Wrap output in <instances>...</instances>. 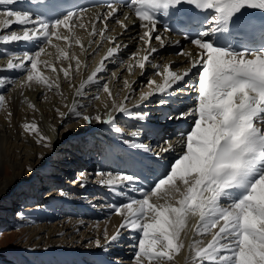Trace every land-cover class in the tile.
Returning a JSON list of instances; mask_svg holds the SVG:
<instances>
[{"label": "snow or ice", "instance_id": "6c2138e0", "mask_svg": "<svg viewBox=\"0 0 264 264\" xmlns=\"http://www.w3.org/2000/svg\"><path fill=\"white\" fill-rule=\"evenodd\" d=\"M14 2L0 0V5ZM59 5L60 0H46L50 10L54 11ZM123 6L134 11L135 25L144 30L138 34V40L144 45V55L136 52L129 57L127 71L130 74L138 67L144 75L153 54L169 43L165 34L170 31H184L185 39L195 46L193 51H186L181 41H175L179 48L176 54L186 57L189 66L182 71H172L171 65H163V71L156 72L162 82L148 79L149 91H141L133 107L127 102L135 92V81L124 79L123 86L128 94L120 101L113 98L107 82L102 84L103 92L111 101L104 104L102 114L79 111L75 100L69 114L86 125H111L119 133L121 128L115 127L118 115L147 121L149 113L139 110L142 102L153 95L171 98L174 86L185 83L194 69L198 81L191 86L196 91L192 106L178 107L165 116L169 121H190L187 128L174 129L171 133L156 128L148 130L156 139L158 151L142 142L125 139L123 143L139 153L127 161L135 170L115 175L102 170L95 172L97 182L113 192L123 186L141 193L140 198L129 197L127 202L107 205L111 213L122 217V221L111 236L105 226V243L102 244L98 236L95 246L104 248L119 239L122 229L131 230L138 233L137 243L133 245L134 264H172L175 255L185 246L182 233L189 219L195 216L198 217L195 236H210L211 239L206 242L192 240L189 250L193 253V264H264V42L242 46L221 42L239 33L249 37L258 34L264 41V0H127ZM106 9L91 18L89 35L93 38L98 35L101 44L111 41L114 46L107 49L98 66L76 88L78 98H83L85 86L96 82L98 74L106 70V62L113 60L122 47H127L116 43L118 36L106 35L108 22L113 20L128 30L127 16L125 21L118 19L123 13L112 0ZM85 11L84 8L67 11L55 19L38 14L33 19L29 12L9 9L4 13L9 19L0 23L11 26V18L15 17V22L25 30L23 35L16 32L0 35V42L42 40L52 45L54 37L66 45V48L54 45L58 49V59H75V71L79 72L81 61L69 56V50L73 43L84 47L76 29L88 27L84 22ZM158 14L171 23L161 25ZM100 22L103 27L97 28ZM160 27L164 28L163 33ZM153 40L158 47L153 46ZM93 42L90 40L89 44ZM42 54L48 55L45 47H39L32 54L24 52L19 63L9 60L7 69H23L27 72V81L58 90V79L50 82L39 66L53 73L63 72L70 80L72 64L57 69L50 61L42 60ZM160 67L152 64L153 69ZM112 76L115 78L117 74L112 73ZM5 83L0 79V85ZM93 98L98 99V94ZM4 103L5 96L0 94V106ZM166 103L168 100H160L161 105ZM56 111L63 121L65 113ZM21 128L24 133L35 136L36 143L51 146L49 137L41 133L35 120L24 122ZM139 135V131L130 133L133 138ZM173 136L178 137L175 143ZM89 175L81 172L76 178L81 187L87 184ZM118 195L126 193L121 190Z\"/></svg>", "mask_w": 264, "mask_h": 264}, {"label": "bare ground", "instance_id": "6f19581e", "mask_svg": "<svg viewBox=\"0 0 264 264\" xmlns=\"http://www.w3.org/2000/svg\"><path fill=\"white\" fill-rule=\"evenodd\" d=\"M85 19L88 20V23L86 24L88 27L83 30L89 34L91 32V15H86ZM100 26L101 25L97 23L96 27L100 28ZM52 40L56 39L53 37ZM125 43H128V38H124V42L122 44ZM26 47L29 49L28 52L30 54L32 47H30L28 44L17 48L16 51L21 52V56H23V53L27 51L26 49L20 48ZM136 47L139 48L140 45L137 44ZM172 59L177 60L178 58ZM169 60L171 59H168V61ZM179 60L181 61L182 59L179 58ZM159 65L161 66L159 69H153L152 67L146 68L144 75H141V70L137 68L131 75H126V79L130 82L135 81V84L138 85L139 81H143L145 79V75L156 73L157 71L162 72V66L164 63L159 62ZM40 66L42 69L44 68L43 65ZM171 70L175 71L176 68L173 66ZM21 81L25 87V84H27L25 81L27 80L22 79ZM29 84L32 85V82H29ZM143 84H147V81H145ZM64 88L65 87L60 86L59 91L55 90L53 91V94H51L46 92L42 93L40 89L36 87L33 92H25L22 103V99L19 101L17 99L10 98L9 96H5V103L3 106H0V198L7 197L9 191L14 190L17 182L20 181V183H25V178L28 177V175L34 179L41 175L44 168H46L47 165H49V162L52 160L51 158H54L56 155V159L54 160L57 161V159L61 158L63 154L67 153L68 147L70 145H75L79 141L80 137H76L77 135H85V137H90V134L94 129H105L109 126L106 124L95 123L92 125H86L83 124L82 121L77 120L73 115H70L69 108L72 105L69 107L68 103L71 90L63 91ZM101 93L102 92H100V94ZM83 94H85L84 91ZM85 96L86 95H83V97ZM76 102L78 104V110L83 113L94 115L97 111H99L102 114L105 110L103 106L106 101H103L100 97L98 99H77ZM30 105H34L35 107H30ZM56 109H59L61 112L65 113L63 121H61ZM9 113H11L10 116ZM33 120H35L37 123L41 133L49 137L51 141L50 147H44L42 144L36 143L37 138L35 136L23 132L21 125L24 122H31ZM126 136L128 135H125L124 132L122 137ZM128 152L130 151L128 150ZM138 154L139 153L137 151H133L131 152V157L133 155L139 156ZM103 157H105V155ZM101 160L102 158L99 161ZM97 179L98 178L96 175L95 178L90 180L88 179V182L84 187H81L80 185H75L76 187H74L73 183H70L67 187L59 190V192L56 193L58 195H54L52 193L55 191V189L51 192L43 194H38L37 190H33V193L38 194V197L42 196L43 199L44 197L48 198L46 204L53 202L54 205L59 203L60 205L64 206L75 205L80 209L81 212L80 214L70 213L71 216H69V219H65L70 221L66 223H64V220H60L58 223H46L53 221L55 217L51 214L48 215V211L51 210L47 211V208H42L39 210V212L45 215L42 218L44 222H38V225H40H36L37 227H30V241L34 237L39 236L38 241H35L32 248L35 249V247L43 244V247L38 248L41 249L39 251L32 249L33 252H36V254L38 253L40 255L38 260L47 261L48 264H57V262H60L59 264H65L66 260L68 262L67 264H76L77 262V264H91L81 260V255L79 252L84 251L97 263L108 264L106 253L109 251V249H112L108 248V246L112 243L106 245L104 248L92 247L89 250L81 249L80 247H77V245H73V243L82 240H93L94 243L98 236L103 237V230L105 226H107L109 236H111L115 233L116 228L122 221V217L109 211L107 205L104 204V200L101 197H91V195H89V185H93L91 189H97V192L100 194H108L110 197L108 202H115L116 198H118V200H128L129 197L135 196H132L129 193L128 188L125 187H121V189L117 187L116 192H113L111 189L100 185L97 182ZM50 180H53V178L51 177ZM22 187L25 188V186ZM23 188H21L22 192ZM38 188L41 187L39 186ZM44 188H46L45 185L42 186V189ZM69 188L72 189L73 193L76 194V201H74V198L69 196ZM123 188L125 189L124 192L126 195H117L116 193L120 192ZM27 190L29 191L28 188L25 191ZM61 192L66 193V195H61ZM3 201L4 199L0 203ZM4 203H7L6 206H0V219H2V221H6L7 211L12 209L14 206L13 203H9L7 200H5ZM90 204H92V210L90 211V214L97 216L99 218L97 221L82 220V216H84V213H86L85 205ZM35 211L36 209L33 208L32 212ZM83 228L84 231H80ZM92 231H94V234L85 236L87 235V232L91 233ZM125 231V229H122L121 234H123ZM136 236H138V234ZM193 239L194 238L191 235V232L185 230L184 233H182V240L184 241L185 246L178 254L175 255L172 264H193V253L189 250V245ZM101 243L104 244L105 242L101 241ZM130 264H134V259Z\"/></svg>", "mask_w": 264, "mask_h": 264}, {"label": "rangeland", "instance_id": "374dc122", "mask_svg": "<svg viewBox=\"0 0 264 264\" xmlns=\"http://www.w3.org/2000/svg\"><path fill=\"white\" fill-rule=\"evenodd\" d=\"M26 83H27L26 84L27 86L26 85H25V87L23 86V91L22 92H18V93H15L14 90L12 89V87L9 86L11 89L9 88V90H7L6 95H8L10 98L17 99L19 101L22 99V101H21V103H22L23 102V95L25 94V92L26 93H27V91L28 92H33L34 85H36L37 87L39 85V84H37L35 82L34 83L32 82V85L29 84V82H26ZM96 92H97V89L92 90L90 92L91 94L89 96L86 95V94H83V95H86V96L83 97L82 100L90 99V98L95 97V95L98 94ZM37 175H39V174H37ZM25 179L26 180L27 179L30 180L31 179V176L28 175V177H26ZM22 184L23 183H20V181H19V182H17V185L15 187L20 186ZM26 185H24V186L26 187ZM61 185L62 186H60V188H57V189H55L54 192H52L54 195H58L56 193H58L59 190H61L64 187H67L68 186V184H66V183L61 184ZM20 190H22V189H20ZM25 190H26V188H23V192L22 193L24 195H28V192L30 193V190L29 191L28 190L25 191ZM13 191L14 190L9 191V194L7 195V197L0 198V202L4 199V201L2 203H0V206H2V205L3 206H6L7 203H4V202H5V200L9 199L8 196L10 194H13V193L18 192L17 190H15V192H13ZM32 194H33V190H32ZM35 194L36 193H34V195ZM44 200H45V202L42 204L43 207H41V205H38V203L35 204L36 207L38 208L37 210L42 209V208H48V210H51V211H48L49 214H51L53 216H57V215H60L61 214V212H59L58 210H54V208H52V207H46V201L48 200V198L44 197ZM44 200H42V201H44ZM19 202H20V198H17V203H19ZM23 202H25V200ZM50 204L52 206H54V207H57V206L60 207L59 204L54 205L53 202L50 203ZM32 209H31V211H32ZM24 213L25 212H23L21 210H18L17 212H15L14 214L11 215L10 219H13V221L16 222L15 223V227H12L11 226V227H8V228H6L4 230H0V264H16V263L17 264H48L46 261L38 260V256H40V255H38V253L36 254V252H33V250H32V249H34L32 247H33L35 241L36 242L38 241L39 236L34 237L30 241V233H31L30 227H37V226H39L40 224L38 225V222H41V223L44 222V220H42V218L45 215H42V214L40 215V213H31L29 215H26V213L25 214ZM57 220H59V219H57ZM59 221H54L53 220V221L46 222V223H53V222H57L58 223ZM1 222H3V224L6 223V225L9 223V221H1ZM64 223H66V222H64ZM0 224H2V223H0ZM31 224H32V226H31ZM80 231H84V228L81 229ZM88 233H90V232H87L86 233L87 235H85V236H89L91 234H94V231H92L90 234H88ZM77 237H78V233H77ZM84 237H83V239H84ZM82 241L73 243V245H77V247H81V248H92V247H96L94 245L95 243H93V240L92 241H90V240H87V241L86 240H82ZM42 245L43 244L35 247L34 250H36V251L41 250V249H38V248L39 247H43ZM80 255H82V259H85L86 258V255L84 253H81Z\"/></svg>", "mask_w": 264, "mask_h": 264}]
</instances>
